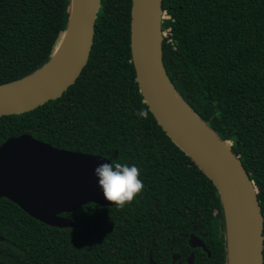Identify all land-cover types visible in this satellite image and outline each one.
I'll list each match as a JSON object with an SVG mask.
<instances>
[{
	"label": "trees",
	"instance_id": "obj_1",
	"mask_svg": "<svg viewBox=\"0 0 264 264\" xmlns=\"http://www.w3.org/2000/svg\"><path fill=\"white\" fill-rule=\"evenodd\" d=\"M131 2L100 0L88 61L74 83L30 111L1 115L0 145L29 134L57 148L135 164L144 188L122 208L87 203L63 213L74 222L64 228L0 198V264H119L120 247L132 246L122 239L134 231L136 215L174 216L155 221L168 225L158 230L173 231L170 223L181 222L175 218L186 216V207L214 238L205 264H227L215 186L188 165L190 158L158 125L138 87ZM69 5L70 0H0V84L26 77L50 59L68 26ZM161 7L166 73L239 157L258 191L264 237V0H162ZM168 176L178 178L171 182ZM262 253L264 264V239Z\"/></svg>",
	"mask_w": 264,
	"mask_h": 264
},
{
	"label": "water",
	"instance_id": "obj_2",
	"mask_svg": "<svg viewBox=\"0 0 264 264\" xmlns=\"http://www.w3.org/2000/svg\"><path fill=\"white\" fill-rule=\"evenodd\" d=\"M161 2H131V53L138 87L158 125L215 186L224 216L227 264H263L257 189L230 142L200 119L170 81L162 60ZM99 8L100 0H70L68 26L50 59L30 75L0 84V116L30 111L74 83L88 61ZM105 162L104 156L57 148L29 134L9 137L0 145V198L46 225L73 227L63 213L90 202L112 205L93 175Z\"/></svg>",
	"mask_w": 264,
	"mask_h": 264
},
{
	"label": "flooded vegetation",
	"instance_id": "obj_3",
	"mask_svg": "<svg viewBox=\"0 0 264 264\" xmlns=\"http://www.w3.org/2000/svg\"><path fill=\"white\" fill-rule=\"evenodd\" d=\"M188 165L190 166V162ZM177 178V176L165 177L171 182H175ZM153 205L156 206L154 203ZM191 210L192 213L188 215L190 208L186 207V216H176L175 219L182 221L170 223V227L176 228L173 231L158 230L159 227L168 225L155 223V221L174 219V216L136 215L134 231L126 232L127 237L122 239L124 245L132 246L120 247L119 252L122 251L125 255H118L116 260L118 259L119 264L130 262L131 264H205L206 258L211 256L209 246L213 244L214 238L207 231L206 224L200 215L194 213L192 208ZM217 245L219 240L216 239V249H218Z\"/></svg>",
	"mask_w": 264,
	"mask_h": 264
},
{
	"label": "clouds",
	"instance_id": "obj_4",
	"mask_svg": "<svg viewBox=\"0 0 264 264\" xmlns=\"http://www.w3.org/2000/svg\"><path fill=\"white\" fill-rule=\"evenodd\" d=\"M143 115V113H139ZM101 163L93 169L96 183L105 201L123 207L134 200L144 188L140 169L135 164L110 161Z\"/></svg>",
	"mask_w": 264,
	"mask_h": 264
},
{
	"label": "bare ground",
	"instance_id": "obj_5",
	"mask_svg": "<svg viewBox=\"0 0 264 264\" xmlns=\"http://www.w3.org/2000/svg\"><path fill=\"white\" fill-rule=\"evenodd\" d=\"M58 54H59V53H57V55L54 57V59H53V60H55V58H57ZM43 70H44V69H43ZM40 72H41V71H40ZM38 74H39V73H38Z\"/></svg>",
	"mask_w": 264,
	"mask_h": 264
},
{
	"label": "rangeland",
	"instance_id": "obj_6",
	"mask_svg": "<svg viewBox=\"0 0 264 264\" xmlns=\"http://www.w3.org/2000/svg\"><path fill=\"white\" fill-rule=\"evenodd\" d=\"M64 149V148H63ZM68 150V149H67ZM258 192V191H257Z\"/></svg>",
	"mask_w": 264,
	"mask_h": 264
}]
</instances>
